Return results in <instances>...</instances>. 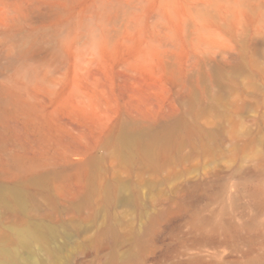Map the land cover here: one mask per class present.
Returning a JSON list of instances; mask_svg holds the SVG:
<instances>
[{
    "label": "rangeland",
    "instance_id": "374dc122",
    "mask_svg": "<svg viewBox=\"0 0 264 264\" xmlns=\"http://www.w3.org/2000/svg\"><path fill=\"white\" fill-rule=\"evenodd\" d=\"M0 264H264V0H0Z\"/></svg>",
    "mask_w": 264,
    "mask_h": 264
}]
</instances>
